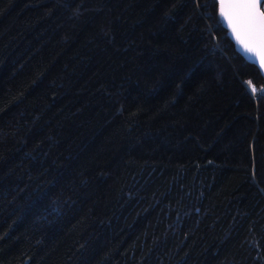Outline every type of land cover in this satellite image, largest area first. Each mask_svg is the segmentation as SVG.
I'll return each instance as SVG.
<instances>
[{"label":"trees","instance_id":"trees-1","mask_svg":"<svg viewBox=\"0 0 264 264\" xmlns=\"http://www.w3.org/2000/svg\"><path fill=\"white\" fill-rule=\"evenodd\" d=\"M0 264H264V74L219 0H0Z\"/></svg>","mask_w":264,"mask_h":264},{"label":"snow or ice","instance_id":"snow-or-ice-1","mask_svg":"<svg viewBox=\"0 0 264 264\" xmlns=\"http://www.w3.org/2000/svg\"><path fill=\"white\" fill-rule=\"evenodd\" d=\"M219 4L220 16L240 49L254 57L264 71V0H219Z\"/></svg>","mask_w":264,"mask_h":264},{"label":"water","instance_id":"water-1","mask_svg":"<svg viewBox=\"0 0 264 264\" xmlns=\"http://www.w3.org/2000/svg\"><path fill=\"white\" fill-rule=\"evenodd\" d=\"M226 11H228V8H227V6H226ZM225 25H226V27H227V22L225 21ZM228 28V27H227ZM228 30H229V33H230V35H231V30L228 28ZM232 36V35H231ZM232 38H233V40L235 41V44H236V46H237V50L246 58V59H248L249 61H251V62H253V63H255L258 67H259V62L257 61V60H255V58L254 57H252L251 55H249V54H246V53H244L241 49H240V47L238 46V44H237V42H236V39L232 36ZM242 38H243V33H242ZM261 72L264 74V71H262L261 70Z\"/></svg>","mask_w":264,"mask_h":264}]
</instances>
